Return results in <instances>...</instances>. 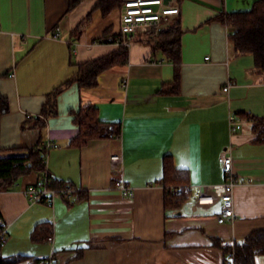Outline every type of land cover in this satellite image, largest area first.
Segmentation results:
<instances>
[{"label":"crops","instance_id":"0c3cea01","mask_svg":"<svg viewBox=\"0 0 264 264\" xmlns=\"http://www.w3.org/2000/svg\"><path fill=\"white\" fill-rule=\"evenodd\" d=\"M99 1L70 9V0H0V92L10 104L1 118L0 158L28 156L42 136V146L59 144L47 152L48 171L76 187L70 199L32 203L25 191L42 172L32 170L0 190L8 238L2 252L29 257L18 264L52 254L54 264H226L238 242L264 229V143L254 142L250 123L242 121L232 135L228 123L230 114L264 115V74L252 53L237 51L216 17L247 11L257 0H176L174 20L182 30L177 87L176 66L157 37L136 33L127 63L101 72L96 86L73 82L59 93L58 112L42 133L34 118L47 94L77 64L123 46L114 40L121 8L104 15ZM56 28L60 37L52 36ZM87 105L98 109L101 121L119 123L120 136L71 146L79 133L75 115ZM225 148L232 150L239 182L235 218L219 223L222 202L200 204L194 193L226 179L218 161ZM119 152L121 173L110 165ZM166 156L189 173L191 196L177 208L166 207L160 183ZM122 176L131 195L115 187ZM42 223L52 224V242L32 240ZM256 264H264V255Z\"/></svg>","mask_w":264,"mask_h":264},{"label":"trees","instance_id":"16d2710c","mask_svg":"<svg viewBox=\"0 0 264 264\" xmlns=\"http://www.w3.org/2000/svg\"><path fill=\"white\" fill-rule=\"evenodd\" d=\"M82 0H70V9H73ZM123 0H100L97 8L107 15L114 9L119 8ZM217 20L226 24L229 31V38L240 53H252L255 57V65L264 74V0H257L247 11L222 12L216 17ZM150 34L158 39L159 48L166 58L176 66L174 86L180 83L179 67L181 63V35L180 22L161 31L153 30ZM121 35H115L114 40ZM103 37L100 41H105ZM129 60L128 48L122 46L115 52L102 57L85 61L77 64L76 71L71 77L61 85L55 87L47 94L41 114L35 117V126L42 133L46 128V119L56 115L58 112V95L73 82H78L81 87H93L98 85L99 75L106 69L125 64ZM10 104L8 99L0 92V131L1 118L9 111ZM241 121L250 123L251 132L254 134L255 143H264V115L256 116L249 113H240ZM74 121L79 126V133L70 141L74 147H82L91 139L97 138H116L121 134L119 123H108L101 121L99 111L92 105L82 107L75 115ZM27 124H24V128ZM42 136L36 146L28 149V156H12L0 158V190L10 188L19 176L27 174L32 170H43L45 167L44 154L45 148L41 145ZM0 145V150H1ZM60 185L64 182L59 181ZM165 186V205L166 207H179L184 201L189 199L191 191L189 189V173L187 170L177 169L171 157L164 159V173L160 180ZM181 188L178 194L175 189ZM2 213L0 211V233L3 230ZM53 234V226L50 223H42L36 226L32 232V240L45 241ZM3 244L0 242V264H18L28 260V256H5L2 252ZM230 246L225 247L226 254ZM264 255V229L255 230L248 235L243 242L237 243L235 247L234 264H256V257ZM45 258H34L32 263L40 264Z\"/></svg>","mask_w":264,"mask_h":264},{"label":"built area","instance_id":"2783aa9c","mask_svg":"<svg viewBox=\"0 0 264 264\" xmlns=\"http://www.w3.org/2000/svg\"><path fill=\"white\" fill-rule=\"evenodd\" d=\"M120 35L118 41L121 45L129 47L131 44L130 36L136 33L150 34L153 30L161 31L175 25L174 16L180 14V6L176 0H123L120 6ZM61 31L56 28L53 37H60ZM230 134L242 129L241 119L230 114L228 118ZM59 144L53 141H47L43 144L45 148L44 161H46L47 152L51 148L58 147ZM218 161L225 174L226 179L220 183L201 186L194 195L200 204H212L215 200L222 202V209L218 215V222L224 223L232 221L235 218V187L239 180L234 171L233 155L230 148L223 149L218 157ZM124 158L121 152L113 153L110 157L112 171L123 170ZM115 187L119 189L122 195L128 196L133 193L132 187L122 176L115 182ZM181 188L175 189L178 194ZM26 195L32 203L44 202L53 205L57 198L70 199L76 192V187L72 184L60 185L55 176L47 169V165L42 170L35 184L26 189ZM7 228L4 224L0 233V242L4 245L7 242ZM52 242L53 237L48 239ZM235 249L232 251L226 264H234ZM54 254L42 259L40 264H54Z\"/></svg>","mask_w":264,"mask_h":264},{"label":"water","instance_id":"95a60500","mask_svg":"<svg viewBox=\"0 0 264 264\" xmlns=\"http://www.w3.org/2000/svg\"><path fill=\"white\" fill-rule=\"evenodd\" d=\"M166 1H168V0H166ZM242 241H240V243H241Z\"/></svg>","mask_w":264,"mask_h":264}]
</instances>
